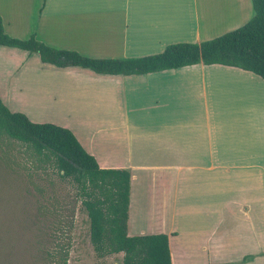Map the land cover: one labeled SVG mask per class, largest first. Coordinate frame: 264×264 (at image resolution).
Here are the masks:
<instances>
[{
    "label": "crops",
    "instance_id": "0c3cea01",
    "mask_svg": "<svg viewBox=\"0 0 264 264\" xmlns=\"http://www.w3.org/2000/svg\"><path fill=\"white\" fill-rule=\"evenodd\" d=\"M179 1L185 6L171 0H0V19L11 38L33 35L89 58L123 59L211 40L253 14L250 0ZM4 49L0 99L9 111L40 124L29 112L34 104L57 113L82 104V139L69 121L74 115H52L49 124L69 130L99 168L129 172L128 236L166 235L171 264H264V215L253 221L246 214L251 199L236 200L231 192L240 185L235 176L250 177L255 154L264 160L262 79L202 64L96 76ZM194 207L202 225L180 237L181 221ZM223 225L226 231H220Z\"/></svg>",
    "mask_w": 264,
    "mask_h": 264
},
{
    "label": "trees",
    "instance_id": "16d2710c",
    "mask_svg": "<svg viewBox=\"0 0 264 264\" xmlns=\"http://www.w3.org/2000/svg\"><path fill=\"white\" fill-rule=\"evenodd\" d=\"M252 17L243 26L198 44L166 45L162 52L123 59H94L37 41L7 36L0 19V47L37 55L42 65L87 71L96 76H132L202 64L251 73L264 81V0H250ZM0 138L22 144L41 163L50 165L61 180L76 190L86 215L88 238L98 258L122 254L121 264H171L164 234L128 236L126 231L130 174L123 169H101L73 134L52 124L30 122L9 111L0 99ZM46 211V209H45ZM48 212L51 211L48 209ZM57 219L53 233L59 229ZM51 237V236H50ZM41 253L44 264H66L68 244L58 243Z\"/></svg>",
    "mask_w": 264,
    "mask_h": 264
},
{
    "label": "rangeland",
    "instance_id": "374dc122",
    "mask_svg": "<svg viewBox=\"0 0 264 264\" xmlns=\"http://www.w3.org/2000/svg\"><path fill=\"white\" fill-rule=\"evenodd\" d=\"M171 1L173 5L180 3L179 0ZM180 4L185 6L183 2ZM33 97L40 101L43 96L35 93ZM36 106L32 105L29 112L34 119L44 124L53 121L52 115V118L74 115L69 121L72 120L73 129L79 135L77 137L82 139L83 129L79 128L82 127L79 117L87 113L82 104L74 110L69 106L68 110L59 113L60 110L51 109L46 103ZM255 155L250 177L248 173L235 176L240 185L235 183L231 190L236 194V200H240V196L248 201L251 199L246 214L253 217V221L260 214L264 215V160L258 154ZM194 191H190L192 196ZM192 209L193 215L190 214L184 222L180 220V237L194 234L196 227L202 225L201 221L198 224L196 208ZM231 210L235 216L238 215V209L235 211V207H232ZM57 219L60 221L59 229L53 233L52 225ZM226 229L227 225L220 227V231ZM53 234L57 236L58 243L68 244L66 264H121L122 254L102 258L94 254L88 238L87 218L76 199L74 187L66 180H61L50 165L38 161L22 144L0 138V264H44L41 253L52 247Z\"/></svg>",
    "mask_w": 264,
    "mask_h": 264
}]
</instances>
